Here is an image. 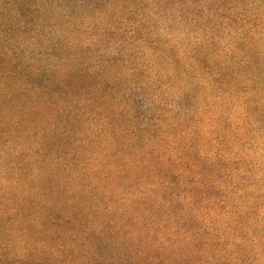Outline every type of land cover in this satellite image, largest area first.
<instances>
[{
  "label": "trees",
  "instance_id": "1",
  "mask_svg": "<svg viewBox=\"0 0 264 264\" xmlns=\"http://www.w3.org/2000/svg\"><path fill=\"white\" fill-rule=\"evenodd\" d=\"M162 2L0 0V264L264 261V21Z\"/></svg>",
  "mask_w": 264,
  "mask_h": 264
},
{
  "label": "rangeland",
  "instance_id": "2",
  "mask_svg": "<svg viewBox=\"0 0 264 264\" xmlns=\"http://www.w3.org/2000/svg\"><path fill=\"white\" fill-rule=\"evenodd\" d=\"M162 3L167 5V7L171 5H177V4H183V3H188L192 7L195 5L196 6L200 5L201 7H205L206 8L205 10L209 11L208 17L206 19L207 21L209 19V15L210 17L213 16L214 18H216L217 21H222L225 11L228 15L230 14V16L233 15V17L237 18L238 13L236 14V12L238 8H246L247 10L249 8V11L247 12L248 13L250 12L251 14H253V9H251V7L256 6L257 8L255 11L256 15H254V18L255 19L257 18L260 21H264V0H163ZM227 7H233V9L225 10ZM173 8L175 9L176 7H173ZM215 8L218 10L217 12L214 11ZM171 15H172V11L167 10V14H166L167 18L164 20V22H161L158 25H156V23L155 24L153 23L152 29L153 30L156 29V31L153 32V34H151V37L155 35H160L163 38H166V37L169 38L171 40V43L174 42V43L180 44V42L183 39H189V38L186 35H182L180 26L176 25L175 27H173L170 24ZM156 26L158 27L156 28ZM257 149H261V151ZM256 150L257 151L255 153L257 154H255L254 157L252 156L254 158V166H255L254 168L256 170L258 166L260 169L259 172L261 173V172H264L263 171L264 170V147L259 143L256 146ZM260 173L258 174L261 176L257 175L258 179H260V182H258V188L260 189V192H258V194H259V199L262 198L261 200L264 201V176L262 173L261 174ZM262 259L264 260V251H263ZM261 264H264V261Z\"/></svg>",
  "mask_w": 264,
  "mask_h": 264
}]
</instances>
